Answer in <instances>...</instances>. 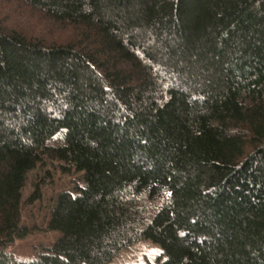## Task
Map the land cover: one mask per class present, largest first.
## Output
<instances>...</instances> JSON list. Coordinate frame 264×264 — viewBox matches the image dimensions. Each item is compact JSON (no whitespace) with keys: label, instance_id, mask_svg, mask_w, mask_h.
<instances>
[{"label":"trees","instance_id":"trees-1","mask_svg":"<svg viewBox=\"0 0 264 264\" xmlns=\"http://www.w3.org/2000/svg\"><path fill=\"white\" fill-rule=\"evenodd\" d=\"M47 156L85 185L19 258ZM143 240L162 264H264V0H0V264H113Z\"/></svg>","mask_w":264,"mask_h":264},{"label":"rangeland","instance_id":"rangeland-1","mask_svg":"<svg viewBox=\"0 0 264 264\" xmlns=\"http://www.w3.org/2000/svg\"><path fill=\"white\" fill-rule=\"evenodd\" d=\"M19 19L26 24L25 26L39 28L40 32L42 19L39 16ZM56 143L57 141L51 142L52 145ZM66 167L65 164L47 156L43 158L37 169L29 173L23 192L22 219L25 225L30 228L35 227L36 230L27 239L15 243L13 249L19 258L32 259L40 250L53 245L59 238L58 232L46 231L51 209L60 193L85 185L81 173ZM38 190L39 192L35 194ZM35 195L40 196L39 200H33ZM164 260L158 245L143 240L123 250L114 259L113 264H162Z\"/></svg>","mask_w":264,"mask_h":264}]
</instances>
